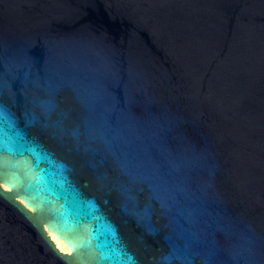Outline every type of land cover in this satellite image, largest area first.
Here are the masks:
<instances>
[{"label": "water", "instance_id": "1", "mask_svg": "<svg viewBox=\"0 0 264 264\" xmlns=\"http://www.w3.org/2000/svg\"><path fill=\"white\" fill-rule=\"evenodd\" d=\"M0 113V264H264V0H0Z\"/></svg>", "mask_w": 264, "mask_h": 264}, {"label": "bare ground", "instance_id": "2", "mask_svg": "<svg viewBox=\"0 0 264 264\" xmlns=\"http://www.w3.org/2000/svg\"><path fill=\"white\" fill-rule=\"evenodd\" d=\"M4 189H7L6 187L3 186ZM49 238L52 240V242L54 243L55 247L60 251V252H64V253H68V247L66 246V244L59 238L55 237V235L51 232H47Z\"/></svg>", "mask_w": 264, "mask_h": 264}, {"label": "snow or ice", "instance_id": "3", "mask_svg": "<svg viewBox=\"0 0 264 264\" xmlns=\"http://www.w3.org/2000/svg\"><path fill=\"white\" fill-rule=\"evenodd\" d=\"M0 116H2V113H0Z\"/></svg>", "mask_w": 264, "mask_h": 264}]
</instances>
